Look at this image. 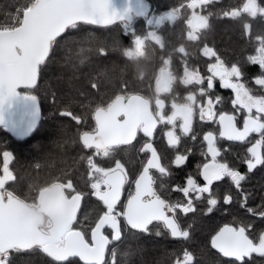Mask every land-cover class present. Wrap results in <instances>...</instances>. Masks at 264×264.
<instances>
[{"label": "flooded vegetation", "instance_id": "af4514ba", "mask_svg": "<svg viewBox=\"0 0 264 264\" xmlns=\"http://www.w3.org/2000/svg\"><path fill=\"white\" fill-rule=\"evenodd\" d=\"M263 2L264 0H257V3L261 6ZM143 3L145 4L144 7L142 6ZM189 3H191V0H185L176 8L158 11L157 8H152V4L148 0L134 1L124 14V17L116 22L126 21L129 26H134L143 19L146 21L147 34L136 38L135 48L137 55L134 58L145 57L150 59L149 62L153 64L156 72L152 88L148 93L133 94L142 95L148 101L151 114L155 118L160 117L161 114L165 118L171 116L175 106L187 103L186 98L189 95H193L195 101L193 102L194 111L191 132L184 134L180 130L181 121L179 120L176 121L175 129H173L172 125L160 122L157 124L152 137H146L143 133H138L136 139L130 145L117 147L109 157L98 156L94 149L87 150L89 157H92L93 162L98 167L113 168L117 161L124 165L127 182L122 190L120 201L113 212L114 215H117L126 210L127 200L135 192V181L142 174L144 167L147 166L148 159L151 158V152L142 151V149L146 143H151L160 158L161 165L168 170V174L165 176H160L156 169L149 170L150 175L154 178V188L157 193L162 199L174 205L183 206L187 204L189 199L193 200V212L185 214L182 208H177L174 213H168L170 216H174L182 229L189 231L190 235L188 239L173 238L163 223L159 221H154L149 225V232L143 233L139 230L131 229L124 217L117 215L121 228V238L125 235L137 234L143 239H120L115 241L112 239V230L105 226L102 232L111 241L105 256L108 264H176L177 260H183L185 251L192 254V264H240L235 258L224 257L217 249L213 248L211 244L212 238L225 225L234 228L244 227L246 234L255 243H258L259 237L264 235V215H262L264 213V169L262 165H258L251 172L247 168V160L251 158V154L247 150L255 144L256 140L260 139V135L252 133L243 142L229 141L219 136L221 131L219 124L220 114L227 113L236 116L237 127L242 129L243 120L247 113L245 110L240 109L238 105L233 104L235 99L234 91L223 88L218 77L213 80V88H207V77L211 75L208 69L211 64L216 62V58L205 56L203 51L205 47L212 48L226 67H231L232 65L238 67L236 59L228 60L224 58L219 49L222 48L224 43L223 24L225 22L240 24L241 21L235 20L241 17L243 5L247 3V0L240 2L242 11H231H239L240 15L235 17L229 15L228 20L224 19L227 16L224 15L223 7L237 4L236 0H209L208 3L198 6L196 9L189 8ZM172 10L176 11V19L174 21L164 19L166 14ZM193 11L208 18V27L200 30L197 34L198 39L195 41L187 36L189 30L187 20L191 18ZM250 28V23H247L246 29L248 32ZM258 55L259 51L252 56ZM186 68L189 71L197 72L202 77L203 83L185 84ZM253 80L256 81V78L253 77L246 80L241 72L239 82L245 84L246 88L250 90V94L258 96ZM233 82H236L235 78ZM201 89H203V94ZM133 94L120 95L124 96L119 108L121 112L100 115L110 118L113 129L128 132L129 120L126 113L122 110L127 109L128 98ZM115 99L107 105L99 106L95 109L92 115L94 125L91 129L85 131L94 130L96 110L98 108L107 109ZM209 100L212 101L215 116L212 120H201L200 108H206ZM131 112L137 113L134 108ZM151 114L148 117H152ZM169 131H174L179 137V142L175 146L168 144L167 132ZM208 132H212L216 137V147L220 151L217 160L228 164L233 170L239 171L245 175L246 179L241 182L239 189L236 188L230 177L214 181L210 193H204L200 200H196L195 193L185 196L178 189L187 187L189 177L194 179L200 186L206 183L201 175V170L203 164L211 160L210 154L207 153V142L204 140V136ZM259 151L263 155V145ZM177 155L186 157L185 162L180 166L174 163ZM86 163L89 166L88 159ZM90 173L91 168L89 166V184L82 192L76 189L72 183L71 189H64L65 194L59 199L64 206L58 205L56 202L57 197L52 195L51 197L53 198H48L44 208L40 209L39 194L53 184L66 185L68 183L56 182L45 187L39 192L36 204L27 203L15 195L32 209L33 217L30 225L41 231H58L68 220L69 213L74 211L73 207L67 206L69 201L66 197L70 198L72 195L79 193L81 195V204L77 209V218L73 227L75 230L84 232L86 239L90 241L92 229L99 221L100 216L107 211L103 202L93 195L94 189L91 188V184L94 182V178ZM229 196L231 201L225 203V198ZM212 198L217 200V205L209 213L207 201ZM97 200L101 202L100 206H97ZM157 232L160 235H157ZM133 242L138 243L139 254H129L127 257L128 261L124 262L127 254L121 257L118 254L123 252L124 249L129 250L125 245L126 243L132 245ZM113 251L115 252L114 260L112 257ZM46 257L51 261V264H61V262H56L53 258L48 257L47 254ZM133 260H137V262L134 263ZM63 264H83V262L78 258H70ZM243 264H264V256L254 253L251 257H246Z\"/></svg>", "mask_w": 264, "mask_h": 264}, {"label": "snow or ice", "instance_id": "6c2138e0", "mask_svg": "<svg viewBox=\"0 0 264 264\" xmlns=\"http://www.w3.org/2000/svg\"><path fill=\"white\" fill-rule=\"evenodd\" d=\"M209 0H191L188 7L196 9L198 6L208 3ZM243 11L256 17L258 14L264 15V6L257 3V0H247L243 5ZM225 16H238L239 11L231 13L225 12ZM20 17V10L12 17L15 21ZM114 17H109L108 5L103 0L95 3H88L86 0H40L37 7L30 10L23 20V28L9 37L8 45L0 42V109L14 96L18 95V88L23 86L31 88L37 83V75L34 71L35 65L44 62L49 56L51 42L65 32L68 25L74 26L77 20L108 26ZM164 19L174 21L176 11L172 10L166 14ZM189 39H198L200 30L208 27V18L193 11L190 19L187 20ZM23 44L29 52L28 58L21 62L17 57L15 48ZM204 55L216 58V62L209 66L210 76L207 77V88H213L214 78H219L223 88L232 89L235 93L234 105L246 111L247 115L243 120V128H238L236 116L227 113L219 115L221 131L219 136L229 141L243 142L252 133H258L260 139L248 148L251 158L247 160L249 172L258 165H264V155L259 151L264 145V96H254L245 84L239 82L241 70L236 65L226 67L224 62L216 55V52L209 47L204 48ZM259 55L249 57L252 63H258L264 69V41L261 42ZM185 84H202L203 79L197 72L185 69ZM235 78L236 82H233ZM257 85L264 86V78L255 81ZM203 94V89H201ZM26 99L36 101L38 97L27 93ZM187 103L175 106L171 116L165 118L148 117L142 119L132 132H123L113 129L108 116L94 117L95 128L92 131H84L81 140L86 149H94L98 156L109 157L114 149L123 145H130L137 137L138 133H143L146 137H152L153 132L160 122L167 123L176 127V121H181L179 127L184 134L192 130L193 102L195 97L189 95ZM60 115L68 116L73 120L76 117L71 112H61ZM215 116L212 101L209 100L207 107L200 108L201 120H212ZM79 122V121H77ZM168 144L175 146L179 142V137L174 131L167 132ZM207 142V153L210 154V162L204 163L201 175L206 182L203 186L196 183L191 177L187 180V187L178 189L185 196L195 193V199L200 200L202 194L210 193L214 181H220L224 177H230L237 189L241 182L245 181V175L233 170L226 163L217 160L220 151L216 147V137L212 132L204 136ZM142 151H150L151 158L147 161L142 174L135 181V192L131 194L125 205V211L118 213L126 220L131 229L139 230L143 233L149 232V225L154 221L162 222L164 227L170 232L173 238H189V231L182 229L174 216L177 208H182L183 213L187 214L194 211L193 200L189 199L186 205L170 204L157 193L154 188V178L150 175V169H156L160 176L168 174V170L161 165L160 158L151 143H146ZM3 176H0V264H10L11 254L23 250L39 249L48 257L56 262L68 261L70 258H78L83 264H108L105 259L106 251L110 240L104 235L102 229L107 226L113 232L112 239H121V228L114 209L120 201L122 190L127 182V174L124 165L119 161L115 167L105 169L98 167L92 157L88 158L91 168L90 175L94 182L91 188L94 189L93 195L98 197L107 211L100 216L99 221L91 231V240L86 239L85 233L75 230L73 225L77 218V208L80 205L81 195L77 193L70 198H66L71 203L74 211L69 213V218L56 232L41 231L33 228L26 219L25 202L19 200L12 192L5 190L7 181L12 180L13 176L9 171V160L13 154L9 151L3 152ZM186 160L185 156L177 155L174 163L182 165ZM72 188V184L66 185L58 183L55 190L65 194L64 189ZM231 197L225 198V203H229ZM208 212H212L217 205L215 198L207 201ZM251 211V210H249ZM264 215V213H262ZM160 235L159 232L156 233ZM212 247L217 249L224 257L235 258L243 264L246 257H251L254 253L264 256V235L259 237L255 243L246 234L244 227L234 228L225 225L212 238ZM113 260L115 252L112 253ZM192 254L185 251L183 260H177L176 264H192Z\"/></svg>", "mask_w": 264, "mask_h": 264}, {"label": "trees", "instance_id": "16d2710c", "mask_svg": "<svg viewBox=\"0 0 264 264\" xmlns=\"http://www.w3.org/2000/svg\"><path fill=\"white\" fill-rule=\"evenodd\" d=\"M36 1L0 0V20H10L19 5L31 8ZM148 1L152 8L163 11L176 8L185 0ZM236 2L224 6L223 11H242L243 0ZM235 21L241 23L223 24L224 43L219 51L228 60L236 59L246 80L264 78V69L249 60L258 53L264 41V15L252 17L242 11L241 17ZM247 23L251 25L249 32ZM145 25L144 19L130 29L122 22L108 26L79 22L53 42L48 58L39 65L36 85L21 89L31 90L29 92L38 97L41 107L38 126L24 139L15 138L5 127H0V172H3V152L13 154L9 160L13 179L7 182L5 189L32 202L42 189L56 182H70L80 192L88 186L89 166L86 161L89 154L80 136L93 127L95 109L107 105L117 96L144 94L152 88L156 69L150 59L131 58L126 52L135 47L136 38L147 34ZM255 88L258 96H264V86L255 83ZM61 112H71L76 120L60 115ZM100 205L97 200V206ZM139 238L142 237L129 234L121 239ZM125 247L129 250L124 249L118 254L119 257L127 254L124 262L128 261L129 254H139L138 243H126ZM11 255L10 264H51L39 249Z\"/></svg>", "mask_w": 264, "mask_h": 264}, {"label": "water", "instance_id": "95a60500", "mask_svg": "<svg viewBox=\"0 0 264 264\" xmlns=\"http://www.w3.org/2000/svg\"><path fill=\"white\" fill-rule=\"evenodd\" d=\"M134 1H141V0H103V2L108 5L109 17H114L113 21L110 24L121 20L122 17H124V14L126 13V11L129 9V7ZM86 2L95 3L97 2V0H86ZM39 3H40V0H37L36 3L26 11L25 16L30 12V10L37 7ZM142 6L144 7L145 4L143 3ZM79 22L89 23L86 21L77 20L74 22V25ZM90 24H93V23H90ZM23 26L24 25L22 24L18 28L0 32V42H2L5 46H7L10 35L16 33L19 29L23 28ZM70 26L72 25H68L67 28H69ZM56 39H54L51 42V49H52L53 42ZM51 49H50V52H51ZM15 51L16 53H18L17 58L21 62L25 61L29 56L28 49L23 44H19V46L15 48ZM47 58L48 57H46V59ZM41 63L36 64L34 68V71L37 75V81L39 77V65ZM22 88H26V87H23V86L19 87L18 95L12 97L2 107V109H0V127L1 126L5 127L15 138H18V139H24L28 137L29 135H31L33 131L36 129V127L38 126L40 119H41V107H40L39 100L37 99L36 101H33L30 99H26L25 96L27 93L20 92V89ZM123 100H124V96H118L107 109L98 108L95 112V117L100 116L101 114H110V113L117 114L121 112L119 108ZM133 108L137 112L136 114L131 112ZM122 111L126 113L128 120H129L128 122V132L129 133L134 130L135 126L142 119H147L148 115L151 114L148 101L142 95H139V94L131 95L128 98L127 109H123ZM152 117H154V115H152ZM3 175H0V176H3ZM57 184L58 183L53 184L40 192L39 194V208L40 209L44 208L45 203L48 200V198L49 199L53 198L51 197L52 195H55V197H57L56 202L58 205L64 206L63 202L59 201L60 197H62L64 194H61L55 190V186ZM80 204H81V201H80ZM67 206L72 207L70 202L67 203ZM25 215H26L27 221L30 224L33 215H32V209L28 206L25 209Z\"/></svg>", "mask_w": 264, "mask_h": 264}, {"label": "rangeland", "instance_id": "374dc122", "mask_svg": "<svg viewBox=\"0 0 264 264\" xmlns=\"http://www.w3.org/2000/svg\"><path fill=\"white\" fill-rule=\"evenodd\" d=\"M28 8H29L28 6L25 7V6H23V5H19V6L14 10V12L11 14V19H10V20H4V19H3V20H0V28H2V29H4V30H10V29H14V28L20 26V25L22 24V21H23V18H24V12H25ZM18 9L20 10V17H19V19L13 21V20H12V17L15 16V15L17 14V10H18ZM122 23H123V25H124L126 28H128V29L131 28V26H129L128 23H127L126 21H125V22H122ZM71 27H72V26H71ZM126 52H127V55L130 56L131 58H134V57H136V55H137V51H136V48H135V47L126 50ZM29 91H31V90H27V89H25V91H22V90H21V92H23V93H30ZM30 94H32V93H30ZM0 174H3V172L1 171ZM6 191H8V190L6 189ZM19 198H20V197H19ZM22 200H23V199H22ZM24 201H25V200H24ZM26 202H27V201H26ZM27 203H30V204H36V203H37V199H36L35 201L27 202ZM12 259H13V258H12V255H11V260H12Z\"/></svg>", "mask_w": 264, "mask_h": 264}, {"label": "built area", "instance_id": "2783aa9c", "mask_svg": "<svg viewBox=\"0 0 264 264\" xmlns=\"http://www.w3.org/2000/svg\"><path fill=\"white\" fill-rule=\"evenodd\" d=\"M24 14H25V12H24ZM22 22H23V21H22ZM2 30H4V29L0 28V31H2Z\"/></svg>", "mask_w": 264, "mask_h": 264}]
</instances>
